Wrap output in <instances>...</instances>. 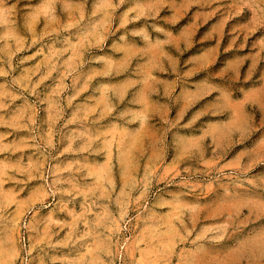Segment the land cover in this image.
Segmentation results:
<instances>
[{
	"label": "rangeland",
	"instance_id": "1",
	"mask_svg": "<svg viewBox=\"0 0 264 264\" xmlns=\"http://www.w3.org/2000/svg\"><path fill=\"white\" fill-rule=\"evenodd\" d=\"M0 264H264V0H0Z\"/></svg>",
	"mask_w": 264,
	"mask_h": 264
}]
</instances>
